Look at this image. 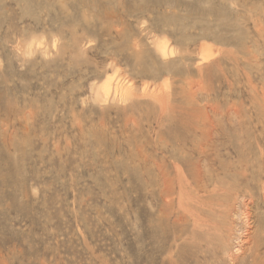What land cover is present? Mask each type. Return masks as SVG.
<instances>
[{
	"label": "rangeland",
	"instance_id": "rangeland-1",
	"mask_svg": "<svg viewBox=\"0 0 264 264\" xmlns=\"http://www.w3.org/2000/svg\"><path fill=\"white\" fill-rule=\"evenodd\" d=\"M238 211L264 244V0H0V264H230Z\"/></svg>",
	"mask_w": 264,
	"mask_h": 264
},
{
	"label": "bare ground",
	"instance_id": "bare-ground-1",
	"mask_svg": "<svg viewBox=\"0 0 264 264\" xmlns=\"http://www.w3.org/2000/svg\"><path fill=\"white\" fill-rule=\"evenodd\" d=\"M210 132V131H209ZM209 134V133H208ZM204 136H205V134H204ZM207 138V137H206ZM203 144V143H202ZM207 147V146H206ZM205 151V150H204ZM201 182V181H200ZM217 187V186H216ZM263 187V186H262ZM204 189V188H203ZM211 194V193H210ZM233 194V193H232ZM232 194L230 195V196H228V197H231L232 196ZM228 195V194H227ZM212 196V195H211ZM236 196V195H235ZM240 196V195H239ZM206 197V196H205ZM209 197V196H208ZM241 197V196H240ZM219 198H221V197H219ZM223 198V197H222ZM234 199V198H233ZM233 199H231L232 201H233ZM238 199H240V198H238ZM235 200V199H234ZM202 201V200H201ZM222 201V200H221ZM247 201V200H246ZM229 202V201H228ZM235 202V201H234ZM237 202V201H236ZM241 202V201H240ZM240 202H238V203H240ZM214 203V202H213ZM221 203V202H220ZM230 204L231 203H233V202H229ZM243 203H245V202H243ZM234 204V203H233ZM233 204H231V205H229L228 207H226L227 208V213L224 215V217L226 216V217H229V216H231L230 215V212L232 213V211H233ZM249 203H247V205H248ZM210 205V204H209ZM213 205V204H212ZM226 205H227V202H226ZM216 206V205H215ZM223 206H225V205H223ZM237 206V205H236ZM241 206V205H240ZM217 208V207H216ZM223 208H225V207H223ZM239 208V207H238ZM246 208V207H245ZM248 208V207H247ZM236 209V208H235ZM242 209V208H241ZM240 209V210H241ZM220 210V209H219ZM245 210H247V209H245ZM248 210H249V208H248ZM221 211H223V213H224V210H222L221 209ZM235 211V210H234ZM210 212H211V209H210ZM226 212V211H225ZM237 212V211H236ZM239 212V211H238ZM234 214H235V212H233ZM232 213V214H233ZM242 216V218H240L241 219V222H242V219H243V221L246 223V224H244L245 225V230H244V233H241V234H243V235H237L234 239L236 240V245L235 246H233V248L234 249H232L230 246H229V248H231V250H229L228 249V247H224L225 249H224V253H225V255H227V257H228V260H229V262H230V264H242L243 263V261H252V262H255L256 260H258L259 258H260V255L262 254H260V249L261 248H263L264 247V244H263V242H261L259 239H257V237H255V232H254V230H251L252 229V227H251V223H250V221H249V219H250V217L251 216H249V212L247 211V212H239ZM234 214H233V216H234ZM257 214V213H256ZM199 216V215H198ZM214 216H216V215H214ZM217 216L219 217V214H217ZM258 216V215H257ZM224 217H223V221H225L224 220ZM225 217V218H226ZM232 217V216H231ZM237 218V217H236ZM239 218V217H238ZM237 218V219H238ZM256 218V217H255ZM259 218V217H258ZM204 219V218H203ZM215 220V219H214ZM217 220V219H216ZM221 220V222H220V226H221V224H223V221ZM228 220L229 219H227V222H228ZM257 220V219H256ZM195 221V220H194ZM205 221V220H204ZM258 221V220H257ZM259 221H261V220H259ZM202 221H200V223H201ZM235 222V221H234ZM233 222V223H234ZM218 223V222H217ZM236 223V222H235ZM196 224H197V222H196ZM199 224V223H198ZM224 224H226V222H224ZM223 224V225H224ZM228 225L230 224L229 222L227 223ZM239 224V223H238ZM241 224V223H240ZM257 224V223H256ZM243 225V224H242ZM255 225V224H254ZM261 225V224H260ZM195 226V225H194ZM206 226H208V225H206ZM213 226H215V225H213ZM240 226L241 225H239V228H240ZM223 227V226H222ZM222 227H220V228H222ZM230 226H228V231L226 230V229H224V232H226L227 234V237H228V239H229V237H230V235H233V233H231V231H230V228H229ZM212 228V227H211ZM219 228V227H218ZM232 228H233V226H232ZM254 228V227H253ZM256 228H259L260 229V227H256ZM206 229V228H205ZM241 229V228H240ZM255 229V228H254ZM203 230V229H202ZM219 230V229H218ZM261 230V229H260ZM215 231V230H214ZM221 232L223 231V230H220ZM235 231H237V228L235 229ZM212 233H213V231H212ZM217 233H220V232H218L217 231ZM216 233V235H218ZM214 234V233H213ZM211 236V235H210ZM214 236V235H213ZM222 236V235H221ZM220 236V237H221ZM234 236V235H233ZM215 237V236H214ZM261 237V236H260ZM233 239V240H234ZM262 239V238H261ZM227 240V239H226ZM221 241H223V240H221ZM219 242V241H218ZM229 242V241H228ZM223 243H225V242H223ZM226 246H228L227 245V243H226ZM221 249V248H220ZM221 251V250H220ZM222 252V251H221ZM226 257V258H227ZM263 260V259H262ZM260 261V260H259ZM263 264H264V262H263Z\"/></svg>",
	"mask_w": 264,
	"mask_h": 264
}]
</instances>
